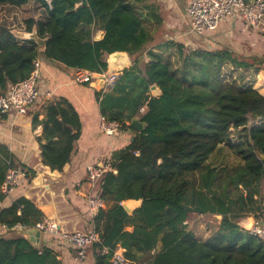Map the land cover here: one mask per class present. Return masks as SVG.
Instances as JSON below:
<instances>
[{
  "label": "trees",
  "instance_id": "trees-1",
  "mask_svg": "<svg viewBox=\"0 0 264 264\" xmlns=\"http://www.w3.org/2000/svg\"><path fill=\"white\" fill-rule=\"evenodd\" d=\"M6 5L22 9L24 29L36 27L47 40L40 50L0 23V94L27 78L40 56L94 72L106 70L110 52L126 51L132 58L111 90L95 92L101 115L125 130L138 117L144 128L112 151L113 170L94 192L105 202L92 216L98 233L91 244L94 264H112L118 247L128 264H264V241L238 224L264 208L259 158L264 155V96L243 83L246 72L260 68L262 60L239 56L228 46L187 49L173 40L157 42L162 19L152 0H86L85 5L81 0H0V7ZM97 30L103 36L94 40ZM232 69L237 77L226 76ZM152 84L159 95L150 94ZM43 108L41 162L60 171L79 138L80 116L65 98ZM251 121L256 125L241 128ZM231 130L238 134L235 143ZM221 144L231 148L236 164L209 163ZM10 166L9 152L0 145V185ZM3 196L0 190V200ZM128 199L141 200L131 213L122 206ZM192 213L220 219L199 238L184 225ZM43 217L25 197L0 208V224L8 229L35 226ZM0 264L61 261L50 247L33 246L22 236H0Z\"/></svg>",
  "mask_w": 264,
  "mask_h": 264
},
{
  "label": "crops",
  "instance_id": "crops-1",
  "mask_svg": "<svg viewBox=\"0 0 264 264\" xmlns=\"http://www.w3.org/2000/svg\"><path fill=\"white\" fill-rule=\"evenodd\" d=\"M152 1L162 19L156 33L157 42L173 40L188 46L189 49L197 47L216 49L228 46L239 56L260 58L262 60L260 68L247 71L243 83L252 86L264 96V22L261 28L254 29L236 13L223 19L212 30L194 33L189 30V18L186 13L190 0ZM96 32L103 36V31ZM168 32H173L176 37L168 36L160 40ZM43 48L44 46L40 47V50ZM38 59L41 79L38 99L22 115L9 113L0 116V145L7 148L12 164L26 168L30 175L23 185L15 188L11 194L3 196L0 200V208L10 205L19 197H25L41 210L44 217L53 219L61 231L86 232L93 229L87 198L99 187L97 184L91 186L88 182L86 166L99 165L108 159L112 151L124 147L130 141L134 130L123 129L115 136L106 137L99 127L100 112L95 97V92L100 90L85 83L74 82L71 76L72 67H66L58 61L48 60L42 56ZM129 60L131 65L130 56ZM147 60L146 57L145 61ZM237 73V69H232L226 73V76L237 77ZM61 98L67 99L78 112L81 129L69 162L58 171L51 170L41 162L40 145L44 142L42 138V120L45 118L43 105ZM224 145L221 144V148ZM260 195L263 198L264 207V182L260 186ZM247 217H242L238 223L241 225L248 219ZM251 217L259 219L264 226V208L258 217L252 215ZM0 236L19 235L16 228L8 229L0 224ZM40 246L53 249L61 264H94L92 245L86 249L82 260L77 257L76 248L72 244L56 235L43 233Z\"/></svg>",
  "mask_w": 264,
  "mask_h": 264
},
{
  "label": "built area",
  "instance_id": "built-area-1",
  "mask_svg": "<svg viewBox=\"0 0 264 264\" xmlns=\"http://www.w3.org/2000/svg\"><path fill=\"white\" fill-rule=\"evenodd\" d=\"M186 13L189 18V30L194 33L212 30L223 19L236 13L243 18L249 27L259 29L264 22V0H190ZM32 65V70L27 78L9 85L5 92L0 94V116L9 113L17 116L22 115L38 99L41 80L39 59L36 58ZM71 76L74 82L88 84L100 91L109 90L118 77L117 73L106 75L105 71L94 72L81 68H73ZM144 111L145 106H142L140 112ZM99 127L102 134L108 138L123 130L120 122L108 120L101 114ZM112 170L109 158L99 165L88 164L86 166L88 182L91 186L96 184L99 186L102 176L107 171ZM29 176V171L26 168L15 165L8 167L0 185L1 192L4 196L11 194L15 188L23 185ZM87 204L91 216L96 215L99 209L105 207L104 200L98 194L88 195ZM35 226L40 228L42 233L56 235L72 244L76 248L77 257L80 260L85 257L86 249L98 240V233L94 229L86 232L80 230L61 231L57 223L48 217H43ZM248 232L264 241V226L259 219L254 218L252 220ZM110 261L112 264H127V260L123 256V249L118 247L113 252Z\"/></svg>",
  "mask_w": 264,
  "mask_h": 264
},
{
  "label": "water",
  "instance_id": "water-1",
  "mask_svg": "<svg viewBox=\"0 0 264 264\" xmlns=\"http://www.w3.org/2000/svg\"><path fill=\"white\" fill-rule=\"evenodd\" d=\"M81 4L85 5L86 0H81ZM11 32L18 38L33 40L39 47H43L47 40V37H40L37 34L36 27H33L31 31H26V30H21V29H11ZM101 37L102 36L100 35L99 32H96L93 35L94 40H98ZM129 66H130V60H129L128 53L126 51L116 50V51L110 52L106 57L105 74L107 75L110 73H117L119 77L122 71ZM112 86L113 84L111 85V87ZM149 92L151 95L157 96L160 94V89L156 84H152L149 86ZM255 125H256V121H251L243 125L241 128L246 129L249 127H253ZM129 126L134 131H141L144 128V122L140 121L138 117H135L132 120H130ZM259 158L264 162V155H260ZM128 202H131L133 204L128 205ZM140 202H141L140 199H128L122 202V206L128 213H131L135 207L139 206ZM217 216L220 217V215H217ZM247 218H246L247 220H244V222L241 225L239 223L238 224L242 228L248 231V229L252 225L253 219L251 216H248ZM12 228H16L18 231V235L27 239L33 246H36V247L40 246L41 235L43 233L41 229L38 228L37 226L25 227L22 225H16V226H13Z\"/></svg>",
  "mask_w": 264,
  "mask_h": 264
},
{
  "label": "rangeland",
  "instance_id": "rangeland-1",
  "mask_svg": "<svg viewBox=\"0 0 264 264\" xmlns=\"http://www.w3.org/2000/svg\"><path fill=\"white\" fill-rule=\"evenodd\" d=\"M24 19V11L22 9L11 7L8 5L0 7V23H4L10 26L11 29L25 30ZM165 34L168 35L165 36ZM165 34L164 37L160 40L166 39L168 38V36H171L172 38L176 37V34H174L173 32H168ZM186 48L189 49L188 46ZM169 52L173 54L174 50L170 49ZM231 132V142L235 143L238 134L235 133L234 130H231ZM208 161L211 165L220 166L236 164L238 159L236 155L233 154L231 148L227 145H224L221 152L217 153V151H215ZM128 205H132V203H128ZM218 222L219 218L214 215L207 214L200 216L198 214L192 213L190 214L184 225L187 229H191L197 237H206L212 230L215 229V227L218 225Z\"/></svg>",
  "mask_w": 264,
  "mask_h": 264
}]
</instances>
